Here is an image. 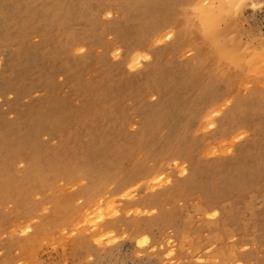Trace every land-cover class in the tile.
I'll list each match as a JSON object with an SVG mask.
<instances>
[{"label":"rangeland","instance_id":"obj_1","mask_svg":"<svg viewBox=\"0 0 264 264\" xmlns=\"http://www.w3.org/2000/svg\"><path fill=\"white\" fill-rule=\"evenodd\" d=\"M0 188V264H264V0H0Z\"/></svg>","mask_w":264,"mask_h":264},{"label":"bare ground","instance_id":"obj_2","mask_svg":"<svg viewBox=\"0 0 264 264\" xmlns=\"http://www.w3.org/2000/svg\"><path fill=\"white\" fill-rule=\"evenodd\" d=\"M33 3V2H32ZM30 5V4H29ZM37 7V6H36ZM34 10H35V8H34ZM32 12V11H31ZM38 19H40V17L38 18ZM44 19V18H43ZM37 21H39V20H37ZM34 25V24H33ZM22 26V25H21ZM36 27V26H35ZM28 30H29V28H28ZM32 32V31H31ZM34 32H36V29H35V31ZM37 32H38V30H37ZM35 72V71H34ZM32 75V74H31ZM33 76V75H32ZM262 132V131H261ZM260 133V132H259ZM258 133V134H259ZM263 133V132H262ZM262 133L260 134V136L262 135ZM254 134H256V133H254ZM258 134H256V135H258ZM259 135H258V137H260ZM257 139V138H256ZM255 139V140H256ZM260 140H262V137H261V139ZM260 140H258V142L260 141ZM248 150V149H247ZM212 165V164H211ZM218 168V167H217ZM1 189V188H0ZM13 189V188H12ZM12 189H10V191H8V192H11L12 194H13V190ZM7 190V189H6ZM9 190V189H8ZM15 191H16V189H14ZM2 191V190H1ZM5 193H7V191H5ZM10 193V194H11Z\"/></svg>","mask_w":264,"mask_h":264}]
</instances>
